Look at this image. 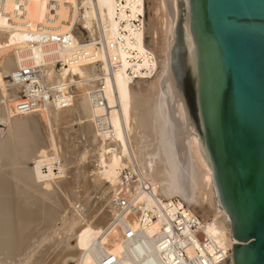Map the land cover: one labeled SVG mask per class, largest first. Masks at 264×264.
I'll list each match as a JSON object with an SVG mask.
<instances>
[{
	"label": "bare ground",
	"instance_id": "6f19581e",
	"mask_svg": "<svg viewBox=\"0 0 264 264\" xmlns=\"http://www.w3.org/2000/svg\"><path fill=\"white\" fill-rule=\"evenodd\" d=\"M144 10L145 0L131 7L130 17L117 12L115 0H0V76L13 78L28 65L37 67L39 83L61 99L47 102L37 112L19 114L14 106L26 86L10 80L0 88V124L5 127V133L0 131V264H46L45 257L51 250L54 258L51 254L52 261L47 264H99L104 254L121 256L122 232L110 225L113 199L123 184V169L142 174L137 158L139 126L144 125L145 118L139 114L152 93L158 97L159 83L166 73L169 20L163 0H150L148 22L142 30L132 31L127 21L123 29L129 34H119L121 21L144 14ZM48 34H70V46L27 44L28 39ZM146 38L149 44H145ZM108 59L114 68H110ZM129 60L137 61L134 67ZM55 63H59V70ZM128 68L134 71L133 75L147 79L133 80ZM142 69L147 73L141 74ZM97 91L102 92L103 106L93 102ZM52 125H68L69 131L77 128L72 132H77L83 141L80 142L86 144L80 143L78 148H87L81 151L82 155L75 154L78 158L74 157V161L81 157L86 160L85 165L82 161H78L82 162L81 167L77 161L74 163L73 148L70 149L73 145L69 146L71 141L63 138L67 129L57 130L62 131L60 149L59 141L54 143L58 138L51 136L47 142L39 135L41 128L48 132ZM42 131L44 135L46 132ZM72 132L68 134L75 138L77 134ZM71 137L73 142H79ZM190 141L189 149L193 150L198 167L208 176H203L194 191L196 203L190 209L178 197L165 201L177 200L197 216L204 224L205 234L230 250L222 264H232L231 251L237 243L232 239L230 220L226 211H219L216 206L212 176L201 158L197 140L190 137ZM142 176L155 186L156 193L158 184L167 180L159 162ZM86 192L94 197L93 203L90 201L94 206L90 204L88 211L83 207L87 203ZM79 196L85 204L79 205ZM146 204L152 205L149 201ZM66 207L69 212L64 214L61 210ZM131 223L135 226L134 220ZM53 239L60 241L54 250L55 243L50 245ZM45 243L49 247L41 254ZM119 264L131 262L123 258Z\"/></svg>",
	"mask_w": 264,
	"mask_h": 264
},
{
	"label": "water",
	"instance_id": "95a60500",
	"mask_svg": "<svg viewBox=\"0 0 264 264\" xmlns=\"http://www.w3.org/2000/svg\"><path fill=\"white\" fill-rule=\"evenodd\" d=\"M166 73L139 114L137 163L156 162L167 180L157 198L189 209L203 173L190 137L226 211L232 264H264V0H163Z\"/></svg>",
	"mask_w": 264,
	"mask_h": 264
},
{
	"label": "built area",
	"instance_id": "2783aa9c",
	"mask_svg": "<svg viewBox=\"0 0 264 264\" xmlns=\"http://www.w3.org/2000/svg\"><path fill=\"white\" fill-rule=\"evenodd\" d=\"M139 1L141 0H115L116 10L130 17L131 7L138 6ZM143 18L144 14H135L134 18L121 21L119 34H129L123 29L127 21L132 31L142 30ZM70 43V34H48L27 41L30 46H70ZM104 44L106 48V43ZM129 63L134 67L137 61L129 60ZM114 66L110 64L111 69ZM127 73L135 81L147 79L133 75L131 68L127 69ZM140 73L146 74L147 71L142 69ZM10 80L26 86L20 102L14 106L16 113L37 112L47 102L61 100L51 95L48 86L39 83L37 67L28 65L16 72L13 78L0 76V88ZM93 102L103 106L105 101L102 92L93 93ZM122 181L123 184L113 199L114 217L110 225L122 232L123 252L121 256L104 254L99 264H119L123 258H128L131 264H222L227 260L230 250L224 249L215 237L206 235L203 222L182 203L177 200H159L155 186L139 172L125 173ZM147 201L152 205L148 206ZM131 220L135 221V226H132Z\"/></svg>",
	"mask_w": 264,
	"mask_h": 264
},
{
	"label": "rangeland",
	"instance_id": "374dc122",
	"mask_svg": "<svg viewBox=\"0 0 264 264\" xmlns=\"http://www.w3.org/2000/svg\"><path fill=\"white\" fill-rule=\"evenodd\" d=\"M149 4H150V0H145V10H144L143 26H144V25L146 26V25H147V22H148V17H149V16H148V14H149V13H148V7H149ZM148 41H149V38H146V39H145V44H147V43L149 44ZM58 65H59V63H57V64L55 63L56 70H59V69H60V65H59V66H58ZM153 75H154V74H153ZM153 75H152V76H153ZM152 76H151V77H152ZM151 77H149L148 80H149ZM144 80H146V79H144ZM64 126L67 127L68 125H67V126L64 125ZM64 126L62 125V127H61L62 129H61V128H59L60 126H57V128H56L55 126L52 125V128L55 127V128H56V131H57L58 129H59V130H64V129H65V131H66V129H67V132H68V131H69L68 129H69L70 126H68L67 128H65ZM63 127H64V128H63ZM52 128H48L50 131H52V132H49V130H48L49 135H50V133H51L50 136H49V135L47 136V134H48L47 129H46V130H43V131H45V132L47 133V134L45 133V134L43 135L44 132L41 130L42 128L40 129V131H42L43 133H41V132L39 131V135H40L41 137H43V139H44L45 141L48 140L47 142H49V138H50L51 136H52V138H53V136H55L54 139H56V138H58V139H57V140H54V139H53V140L56 141V142H54V143H57V142L59 141V139H60V136H59V135H61L62 131H61V132H60V131H57V132H56L55 129H54V132H55V133H54L55 135H54V134H52V133H53V129H52ZM72 130H75V131H76L77 128L74 127V129H72ZM72 130H70V131L72 132ZM0 131H3V133H5V127H4L2 124H0ZM70 131H69L68 133H70ZM75 131L72 132V133H74V134H77L75 138H74V136H73L72 133H71V134H72L71 136H72L73 138H72V137L70 136V134H68L67 132H65V135H64L65 137H63V138L65 139V142L71 141V142H68V145H69V146H71V145L74 146V145H75V147L71 146V148H70V149L73 148V149L71 150L72 153L70 152V153H71V156L73 157V161H74L75 154H77L76 156L82 155V152H81V151H82L83 149L87 148L86 146H84V145H86V144L82 143L83 141H82L81 139H79L78 133H77V132L75 133ZM56 134H57V136H56ZM68 135H69V137H71V139H74V141H76V139L78 138L79 142H76L77 145H76L75 142H73V140H70V138L68 137ZM44 136H45V138H44ZM47 138H48V139H47ZM64 139H63V140H64ZM66 139H67V140H66ZM78 140H77V141H78ZM80 141H82V142H80ZM47 142H46L45 144H48ZM58 143H59V145H58V144H56V145H58L57 147H58V149H60L59 146L61 145V143H60V141H59ZM74 143H75V144H74ZM80 143L84 144L82 149H81V147L78 148L79 146H82ZM78 144H80V145H78ZM76 146H77V148H76ZM84 147H85V148H84ZM74 148H76V151L78 150L77 152L75 151V153H73ZM80 149H81V150H80ZM47 150H48V149H47ZM78 152H81V154H79ZM83 152H84V151H83ZM72 154H74V155H72ZM75 158H78V157H75ZM80 158H81V157H79V160H78V159H75L77 162L74 161V163H75V162H76V164L78 163L77 166H80V167H81L82 162H83V161L86 162V160H81ZM78 161H82V162H80V164H79ZM59 162H60V165L63 164V163L61 164L62 161H59ZM74 163H73V165L71 164L72 167H71V166H68V168H69V169H71V168L74 169L75 167H73V166H76V164L74 165ZM86 163H87V162H86ZM86 163L83 162L82 165H85ZM54 166H55V167H54ZM54 166H53V170H54V173L56 174V173H57L56 168H57V166H58V163H55ZM70 167H71V168H70ZM68 168H67V170H69ZM127 172H130V170H129V169H127V170H126V169H123V170L121 171V174H120V179H122L123 176L125 175V173H127ZM78 192H79V191H78ZM87 193H89V192H86L85 195H86L88 198L86 197L85 199H87V200L89 199V202H90V201L93 200L94 197H92L93 195H90V193H89V194H87ZM88 195H89V196H88ZM80 196H82V195H80ZM80 196L78 197L77 200L81 203V201H80V199H79ZM89 197H90V198H89ZM91 197H92V198H91ZM96 198H97V197H96ZM91 199H92V200H91ZM77 200H76V201H77ZM81 200H83V201H82L81 204L78 202L79 205H83V204H85L84 199L82 198ZM87 200H86L87 203H86L85 205H83V207H85L84 210H86L88 207L90 208V206H91V207L94 206V205L92 204L93 201H92V203H91V202L89 203ZM83 202H84V203H83ZM90 204H91V205H90ZM86 205H87V206H86ZM89 205H90V206H89ZM77 206H78V204H77ZM83 207H82V208H83ZM67 208H68V207L64 208V210H61V212L65 211V212H63L64 214H65V213H68L69 211H68ZM65 209H66V210H65ZM69 209H70V206H69ZM92 210H93V208H92ZM86 211H88V209H87ZM64 214H61V215L63 216ZM64 216H65V215H64ZM58 225H59V226H58ZM60 225H61L60 222H58V223H57V227H60ZM53 240H54V241H53ZM53 240H51V243L49 242L50 240H49L47 243H50V245H53V244L55 243V244L53 245V250H54V247H55L56 243H59L60 241L57 240V242H55L56 239H53ZM47 243H45V244L43 245L45 248L43 247V249H42V247H41V249H40L41 254L45 251L46 248L49 247V244H47ZM52 243H53V244H52ZM45 245H46V246H45ZM47 245H48V246H47ZM71 245H73V241H72ZM55 248H56V247H55ZM43 250H44V251H43ZM40 251H39V253H40ZM57 251H58V250L53 251V252H57ZM49 252H50V250H49ZM51 252H52V250H51ZM51 252H50V253H47V252H46L48 255L45 254L46 257L44 256L45 258H48V259H49V255H50V259H49V260H48V259H45V260H46V261H45L44 258H43V260L45 261L46 264H47L48 261H49V263H51L50 260H51L52 258H54V255H53V253H51ZM41 254H40V255H41ZM51 254L53 255V257H52ZM36 256L39 257L38 255H36ZM36 256H34L35 259H36ZM47 256H48V257H47ZM51 257H52V258H51ZM32 259H33V261L35 260L34 258H32ZM54 260H56V258H55ZM33 261H32V262H33ZM51 261H52V260H51ZM71 261H73V260H71ZM49 263H48V264H49ZM52 264H53V263H52ZM68 264H75V263H74V262H69Z\"/></svg>",
	"mask_w": 264,
	"mask_h": 264
}]
</instances>
